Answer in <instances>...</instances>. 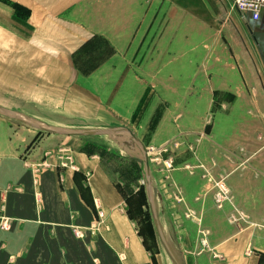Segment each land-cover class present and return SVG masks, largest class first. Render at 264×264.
<instances>
[{
  "label": "rangeland",
  "instance_id": "1",
  "mask_svg": "<svg viewBox=\"0 0 264 264\" xmlns=\"http://www.w3.org/2000/svg\"><path fill=\"white\" fill-rule=\"evenodd\" d=\"M245 28L229 0H0V106L54 127L133 131L147 151L164 237L177 258L182 252L188 260L208 235L190 205H233L228 192L217 202L219 187L228 190L221 168L249 173L264 190L263 113L221 138L232 147L215 141L208 122L197 132L178 129L179 80L196 78L215 93L210 89L225 84H212L213 78H240L245 69L254 77L256 63L242 48V39L250 40ZM1 124L11 126L10 137L20 129L31 134L25 156L36 150L35 160L42 158L29 162L31 172L51 165L75 173V163L85 164L77 187L99 188L104 202L96 199L90 228L71 229L75 239L119 229L139 240L146 264H170L152 225L143 166L129 159L140 158L127 140L58 137L0 116ZM200 144L203 156L222 157L225 165L187 164ZM178 176L180 183L173 180ZM33 196L38 208L40 196ZM258 201L255 207L264 206V196ZM10 223L1 217L0 231L9 232ZM192 237L198 240H186Z\"/></svg>",
  "mask_w": 264,
  "mask_h": 264
},
{
  "label": "crops",
  "instance_id": "2",
  "mask_svg": "<svg viewBox=\"0 0 264 264\" xmlns=\"http://www.w3.org/2000/svg\"><path fill=\"white\" fill-rule=\"evenodd\" d=\"M235 13L244 22V33L250 39L248 42L242 39V48L256 63L252 65L254 77L249 71L246 76L245 69L240 78H213L212 84L225 86L210 90L224 91L227 93L224 95L199 87L203 83L196 78L179 80L177 88L180 134L201 131L208 122L215 141L231 147L228 139L221 138L224 135L227 138L235 125L247 124L256 115L264 114V24L251 21L248 14ZM10 127L0 125V218L11 220L9 232L0 231V264H10L13 255L16 258L12 264H146L147 256L139 240L119 229L95 239L86 236L85 240H77L72 236V228L88 229L97 222L96 199L103 207L104 195L99 188L77 187L82 181L81 171L87 170L85 164L75 163L80 169L75 173L51 165L31 172L29 168L42 159L35 160L36 150H30L25 156L27 138L31 134L19 128L16 135L10 137L7 133ZM182 137L183 143L190 142ZM203 146H197L195 158L187 164L211 161L217 166L225 165L222 157L203 156ZM48 157H51L49 153L45 160ZM85 163L92 166L88 160ZM219 174L226 176L227 192L233 205L214 210L199 204L201 209L195 202L190 205L192 194L187 196L188 205L200 217V229L207 230L208 235L202 238L204 247L197 244L188 252L190 259L184 258L185 264L187 261L190 264H264V206H254L259 197L264 196V190L249 173H233L226 166ZM180 177L173 180L180 183ZM34 193L40 196L38 208ZM193 221L185 222L196 226Z\"/></svg>",
  "mask_w": 264,
  "mask_h": 264
},
{
  "label": "water",
  "instance_id": "3",
  "mask_svg": "<svg viewBox=\"0 0 264 264\" xmlns=\"http://www.w3.org/2000/svg\"><path fill=\"white\" fill-rule=\"evenodd\" d=\"M0 116L9 120L16 121L25 127L31 128L33 130L58 136V137H77V138H92V137H107L113 139H125L130 147H133L137 156L140 158L135 159L134 157H129L133 162H136L143 166V186L145 189V196L147 205L150 212V217L152 221L153 228L155 230L156 236L160 242L163 252L165 253L170 264H185L182 252H179V258L175 256L172 252L169 244L167 243L162 227L160 225L155 199L159 196L157 190L154 188V183L151 176L150 167L147 160L146 150L143 144L136 137L135 133L126 127H110V128H97L90 130H77L70 128H60L49 126L30 118H27L19 113L12 112L0 106Z\"/></svg>",
  "mask_w": 264,
  "mask_h": 264
},
{
  "label": "built area",
  "instance_id": "4",
  "mask_svg": "<svg viewBox=\"0 0 264 264\" xmlns=\"http://www.w3.org/2000/svg\"><path fill=\"white\" fill-rule=\"evenodd\" d=\"M233 11L239 14H248L253 22L262 21L264 24V0H229ZM221 191L217 195V202L223 201L227 191L223 185L219 187Z\"/></svg>",
  "mask_w": 264,
  "mask_h": 264
},
{
  "label": "bare ground",
  "instance_id": "5",
  "mask_svg": "<svg viewBox=\"0 0 264 264\" xmlns=\"http://www.w3.org/2000/svg\"><path fill=\"white\" fill-rule=\"evenodd\" d=\"M146 154H147V151H146Z\"/></svg>",
  "mask_w": 264,
  "mask_h": 264
}]
</instances>
